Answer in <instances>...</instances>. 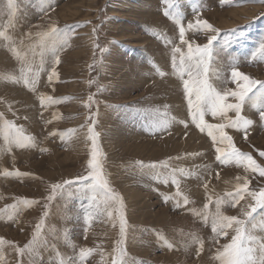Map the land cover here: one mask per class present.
I'll return each instance as SVG.
<instances>
[{
    "label": "rangeland",
    "instance_id": "374dc122",
    "mask_svg": "<svg viewBox=\"0 0 264 264\" xmlns=\"http://www.w3.org/2000/svg\"><path fill=\"white\" fill-rule=\"evenodd\" d=\"M230 3L0 0V264H222L236 225L214 233L217 211L243 222L261 264L264 208L249 193L264 190V98L254 88L241 109L251 125L224 127L231 143L221 141L205 125H227L235 112H206L201 131L172 67L189 44L215 35L204 78L216 91L241 90L233 67L264 82V57L253 56L264 40V3ZM6 124L31 138L25 147L5 139ZM93 137L118 202L78 179L89 173ZM233 148L257 170L217 160Z\"/></svg>",
    "mask_w": 264,
    "mask_h": 264
},
{
    "label": "snow or ice",
    "instance_id": "6c2138e0",
    "mask_svg": "<svg viewBox=\"0 0 264 264\" xmlns=\"http://www.w3.org/2000/svg\"><path fill=\"white\" fill-rule=\"evenodd\" d=\"M168 0H165L167 3ZM260 2L264 3V0H260ZM221 6H224L226 3L229 6H232L230 0H220ZM165 15H170L169 12H165ZM175 19V17H173ZM193 25L190 23L188 28L191 29ZM197 29L200 31H211L216 32L217 30L212 28L211 25L207 24V22H198ZM47 35V34H44ZM179 35L181 38V42H184V28L181 25L179 28ZM217 39V36L213 35L208 38L207 44L203 46H197L193 48L190 44L188 46V50L186 54H181L179 61V68L177 67V62L175 56L173 57L172 67L173 71H178L181 77L183 88L185 92V97L188 101L189 105V115L193 119L195 123L197 118H199V123L196 124L198 128L203 131L201 125H204V115L206 112H210L213 117L218 115L225 116L228 111H234L236 114L235 120H230L227 125H205L208 128H215L216 131L220 132L221 141L228 140L231 143V137L226 136L223 133L224 127H231L237 130L246 129L251 125L252 121L249 119H245L241 116V109L248 98L249 93L253 92V89L256 88L257 92H260L262 98H264V82H259L256 80H251L248 76L241 74L236 67H233L231 70V77L234 83L239 81H244V85L240 91H232V92H224L221 94L216 91L215 88L208 82L204 76L207 75L208 65L205 63L206 59L210 61L212 56V45L213 42ZM178 51V49H174V52ZM259 54L261 57H264V40L261 41L258 49L253 52V56ZM195 73V75H194ZM187 75L189 79H183L184 75ZM55 75V72L52 73ZM160 75H163L161 72ZM51 79V76L49 77ZM27 84L28 81L25 80ZM32 83H35L33 80ZM258 85V88H257ZM231 95L236 99L235 104L226 103V97ZM255 95V93H253ZM195 96V103H193L192 97ZM50 99V98H48ZM195 108L196 115H193L192 110ZM260 119L264 121V110H261ZM13 126L11 124H6L5 130V139L10 140L15 143L18 147H25L27 142L31 139L30 137H25L20 134V130L16 129L15 133H11L8 130L12 129ZM89 132H92V129H89ZM209 135L212 136V132H209ZM215 142V137H213ZM216 151L219 153V149ZM261 156H264V152L260 153ZM235 159L237 164L242 161H248L250 165H252L253 171H256V167L254 165V161H252L251 156L243 154L236 150L232 149L231 152L223 155H217V160L223 162V160H231ZM89 169V173L87 176L79 177L80 182L84 183H92L93 187H99L103 189L108 194V199L110 201H119V197L117 194L112 192V190L108 187L107 181L104 179L102 174V165L99 159V153L95 149V138L93 137V151L91 157L88 161L87 165ZM154 167V166H153ZM7 174V173H6ZM259 174L264 176V169H259ZM68 183V182H65ZM175 183V181H173ZM247 185L245 184V187ZM53 190L60 188V185H53ZM256 200L259 207L264 208V190H261L260 193H249ZM240 196V192L238 191L235 196H233V200L236 197ZM242 198V197H241ZM23 203L27 204L28 201H24ZM185 203H187V199L185 198ZM219 203V201L217 202ZM234 206V205H233ZM2 211V210H0ZM256 209L252 208L251 212L247 213L248 216H251L252 212H255ZM233 224L236 225L235 231L236 235L233 236L230 244L224 245V252L218 257V259L222 260V264H255L254 256L256 253V248L250 246L251 242L255 240L254 236H251L247 233L246 228H244L243 222L238 220L236 217H226L221 216L219 211H217L216 216L213 218L212 230L214 233L219 234L218 230H222L224 227H231ZM124 232V223L121 219V233ZM4 241L0 240V244H3ZM28 246H26L27 248ZM259 252L262 257H264V243H261L259 246ZM90 254L89 250H81L80 256L85 257ZM123 256V252H121V257ZM113 264H120V260L114 258ZM261 264H264V260L261 261Z\"/></svg>",
    "mask_w": 264,
    "mask_h": 264
},
{
    "label": "bare ground",
    "instance_id": "6f19581e",
    "mask_svg": "<svg viewBox=\"0 0 264 264\" xmlns=\"http://www.w3.org/2000/svg\"><path fill=\"white\" fill-rule=\"evenodd\" d=\"M235 17V16H234ZM223 22V21H222ZM226 24V23H225ZM225 26H227V25H225Z\"/></svg>",
    "mask_w": 264,
    "mask_h": 264
}]
</instances>
